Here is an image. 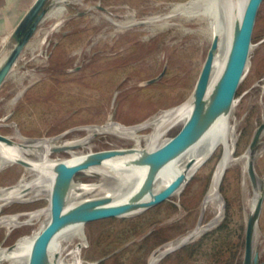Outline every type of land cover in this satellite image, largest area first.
<instances>
[{
	"label": "rangeland",
	"instance_id": "obj_1",
	"mask_svg": "<svg viewBox=\"0 0 264 264\" xmlns=\"http://www.w3.org/2000/svg\"><path fill=\"white\" fill-rule=\"evenodd\" d=\"M185 1L48 0L46 13L55 7L65 9L40 22L0 87V132L15 140L51 139L56 144L82 138L86 142L76 149L82 153L137 146L132 139L104 132L91 134L88 130L109 123H142L192 96L212 42L202 22L167 16L173 3ZM139 20L146 22L137 23ZM7 37L6 45H0V57L9 54L16 43L10 33ZM253 44L250 67L231 115L237 120L236 156L246 152L264 121V92L260 86L264 80V1ZM162 72L158 80L148 83ZM185 120L168 129L157 144L174 136ZM148 132L150 129L141 133ZM140 145L147 146L144 141ZM221 154L220 148L179 196L136 215L86 223L84 263L149 264L160 248L202 225L205 229L201 234L158 264H242L247 214L255 197L249 178L244 184L242 162L232 164L225 173L221 185L225 200L223 219L211 224L213 209L203 211ZM70 157L65 151L52 154V158ZM255 164L264 186V134ZM26 177L24 166L9 165L0 170V186L14 185ZM100 179L79 173L75 183ZM105 183L99 189L77 193L74 201L102 195V189L112 188L110 179ZM49 205L45 192L38 200L5 206L0 217L46 209ZM47 216L44 212L31 223L10 231L1 225L0 247L33 234L48 221ZM256 249L264 260V204Z\"/></svg>",
	"mask_w": 264,
	"mask_h": 264
},
{
	"label": "bare ground",
	"instance_id": "obj_2",
	"mask_svg": "<svg viewBox=\"0 0 264 264\" xmlns=\"http://www.w3.org/2000/svg\"><path fill=\"white\" fill-rule=\"evenodd\" d=\"M247 3L248 0H237V2L235 0H187L185 2L173 3L171 10L167 13L169 18L173 17L202 22V28L206 30L208 40L211 42L215 36L219 37V47L214 61L210 88L216 83L225 67L233 37L236 19L235 11L237 10V15L241 20ZM64 9L65 6L55 7L47 16L62 12ZM7 56L8 53L6 52L0 57V65ZM249 67L250 64L248 70ZM261 83L260 86L264 92V80ZM192 108L193 98L191 96L184 103L171 108L169 107V109L161 111L142 123L139 122L133 125L109 123L104 126L90 128L88 131L91 134L104 132L132 139L136 141L137 146H141L140 142L144 141L147 145L146 147L153 148L159 143L158 141H160L168 129L178 124L184 118H188ZM231 115L229 117H222L207 135L182 159L165 168L160 173L155 188L156 192L162 191L183 171L187 172L188 175H195L214 153L221 148V158L214 170L210 187L203 203V211L212 208L215 213L211 224L220 222L225 214V200L221 193V185L228 168L234 163L242 162L245 185L247 178H249L247 164L250 151L246 150L241 156H236L237 120L232 118ZM147 129H150V132L141 133ZM85 142L86 140L82 138L66 141L65 144L69 148L65 152L71 155L68 159L52 158V154L54 153L52 149L57 144L51 139L35 141L21 139L16 140V143L13 145L0 142V170L9 165L18 164L15 162L18 158H24L32 164L31 167H24L28 177L21 179L14 185L0 186V211L5 206L14 202L38 200L45 192L48 193L50 200L55 178L53 171L54 164L58 161L76 162L80 160L86 153L77 151L76 149L78 147L76 146L82 145ZM128 157L130 156L107 159L101 165L92 166L83 171L88 176H100L101 179L93 183L75 184L70 193L69 205L76 202L74 198L77 193L80 194L82 192L99 189L106 184V179L111 180L112 184H110V187L112 188L102 189L101 194H113L115 201L126 200L140 193L144 196L145 193L142 188L147 174V167H132L125 164L123 158ZM190 160H192V165L188 167L187 164ZM184 188L182 187L173 196H179ZM259 195L260 191L258 190L255 192V197L250 205L247 218L256 207ZM44 212L49 215L47 216L49 219L37 231L31 235H25L19 238L11 248L9 246L0 247L1 263L8 261L7 264H29L34 241L50 220V207L29 212H16L15 214L3 215L1 217L0 226L5 225L9 227L10 231L13 227L31 223L33 218L39 217ZM204 229L205 226L199 225L186 236L166 244L151 256L150 264H155L163 253L188 241L193 235L202 233ZM87 244L88 240L83 226L73 225L61 231L54 238L50 252L53 256L57 255L59 264H85L82 258V249Z\"/></svg>",
	"mask_w": 264,
	"mask_h": 264
},
{
	"label": "water",
	"instance_id": "obj_3",
	"mask_svg": "<svg viewBox=\"0 0 264 264\" xmlns=\"http://www.w3.org/2000/svg\"><path fill=\"white\" fill-rule=\"evenodd\" d=\"M47 1L36 0L22 20L15 33L16 43L0 65V87L10 75L40 22L48 17V13H46ZM235 1L237 2V0ZM263 1L248 0L241 20L237 15V10L235 11L236 19L233 37L225 67L216 83L210 88L214 61L219 47V37L215 36L213 38L192 94V111L174 136L153 148L141 146L115 147L86 153L76 162L58 161L54 164L53 171L55 178L49 205L50 220L34 241L29 264H59L57 255L53 256L51 254L50 247L54 238L64 229L73 225H82L84 228L85 224L90 221L139 214L170 199L178 190L188 184L194 174L188 175L187 172L183 171L165 189L160 192L155 191L160 173L165 168L182 159L207 135L222 117H229L232 114L237 100L238 89L248 72L254 46V29ZM145 22V20H139L137 23ZM163 73L149 80L148 83L158 80ZM263 134L264 121L257 127L247 149L250 151L247 164L248 176L254 191L257 192L259 190L260 195L256 207L247 218L242 264H264L260 251L256 249L258 226L264 204V186L255 164L257 148ZM0 142L13 145L16 143V140L0 132ZM79 146L81 145L76 147ZM68 148L69 146L63 143L55 145L52 150L53 152H63L68 150ZM127 156L130 157L123 158L125 164L132 167H147V174L142 188L145 193L144 196L140 193L126 200L115 201L113 194H102L76 201L69 205L70 193L76 184L75 177L77 174L83 173V171L92 166L101 165L107 159ZM15 162L24 167L32 166L31 162L24 158H18ZM191 165L192 160L188 162L187 166L190 167ZM198 235H193L188 241L163 253L155 264H158L165 256L182 247ZM13 245L9 247L11 248Z\"/></svg>",
	"mask_w": 264,
	"mask_h": 264
},
{
	"label": "crops",
	"instance_id": "obj_4",
	"mask_svg": "<svg viewBox=\"0 0 264 264\" xmlns=\"http://www.w3.org/2000/svg\"><path fill=\"white\" fill-rule=\"evenodd\" d=\"M36 0H0V45L5 46L7 34L16 39L22 20Z\"/></svg>",
	"mask_w": 264,
	"mask_h": 264
}]
</instances>
